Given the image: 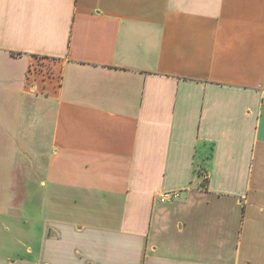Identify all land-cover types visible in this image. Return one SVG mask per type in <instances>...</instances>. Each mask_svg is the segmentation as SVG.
<instances>
[{
    "label": "crops",
    "instance_id": "obj_1",
    "mask_svg": "<svg viewBox=\"0 0 264 264\" xmlns=\"http://www.w3.org/2000/svg\"><path fill=\"white\" fill-rule=\"evenodd\" d=\"M0 264H264V0H0Z\"/></svg>",
    "mask_w": 264,
    "mask_h": 264
},
{
    "label": "built area",
    "instance_id": "obj_2",
    "mask_svg": "<svg viewBox=\"0 0 264 264\" xmlns=\"http://www.w3.org/2000/svg\"><path fill=\"white\" fill-rule=\"evenodd\" d=\"M179 197L180 194L178 192H165L159 196L158 202L165 204V203L173 202L177 200Z\"/></svg>",
    "mask_w": 264,
    "mask_h": 264
}]
</instances>
